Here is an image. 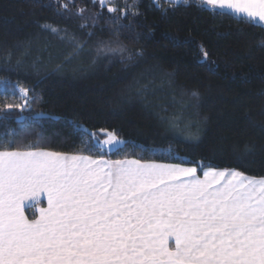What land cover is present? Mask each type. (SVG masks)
Here are the masks:
<instances>
[{
    "label": "trees",
    "instance_id": "obj_1",
    "mask_svg": "<svg viewBox=\"0 0 264 264\" xmlns=\"http://www.w3.org/2000/svg\"><path fill=\"white\" fill-rule=\"evenodd\" d=\"M112 5L0 0V151L264 178V25L194 0ZM102 129L122 147L101 150Z\"/></svg>",
    "mask_w": 264,
    "mask_h": 264
},
{
    "label": "snow or ice",
    "instance_id": "obj_2",
    "mask_svg": "<svg viewBox=\"0 0 264 264\" xmlns=\"http://www.w3.org/2000/svg\"><path fill=\"white\" fill-rule=\"evenodd\" d=\"M200 3L264 23V0ZM20 91L28 96V89ZM106 135L105 145L119 143L115 132ZM197 172L178 164L0 151V264H264V178L209 168L200 179Z\"/></svg>",
    "mask_w": 264,
    "mask_h": 264
},
{
    "label": "rangeland",
    "instance_id": "obj_3",
    "mask_svg": "<svg viewBox=\"0 0 264 264\" xmlns=\"http://www.w3.org/2000/svg\"><path fill=\"white\" fill-rule=\"evenodd\" d=\"M97 2V0H94ZM114 0H106V4L108 7H113L112 3H113ZM107 8V7H106ZM109 12V11H108ZM112 14V12H109ZM20 95L23 97V98H26L23 96V94L21 93L20 91ZM106 132H109V131H99L97 132L95 135H94V143L103 151H106V152H112V151H116L118 150L119 148L122 147L123 145V141L118 138L119 140V143H116V144H113V145H105L103 143V141L105 139H107V135H106Z\"/></svg>",
    "mask_w": 264,
    "mask_h": 264
},
{
    "label": "crops",
    "instance_id": "obj_4",
    "mask_svg": "<svg viewBox=\"0 0 264 264\" xmlns=\"http://www.w3.org/2000/svg\"><path fill=\"white\" fill-rule=\"evenodd\" d=\"M194 1L200 2V0H194ZM205 5H207V4H205ZM207 6H209V5H207ZM209 7H211V6H209ZM211 8H212V7H211ZM215 9H217V10H221V11H225V12H228V13H230V14L236 16V17H241V18L249 19L248 17H245V16H243V15H239V14L235 13V12L232 11L231 9H227V8H225V9L215 8ZM249 20H250V19H249ZM256 23H259V24H261V25H264V23H261V22H256ZM156 164H161V163H156ZM166 165H170V164H166ZM181 167H184V166H181ZM206 171H207V170H206ZM200 179H204V176H202ZM42 199H43V198H42ZM46 206H47V205H46V200H44V202L40 205V207H46ZM25 211H26V215H28L29 219L33 218V212L35 211V209L29 207V208H27ZM37 215H38V213H37Z\"/></svg>",
    "mask_w": 264,
    "mask_h": 264
}]
</instances>
